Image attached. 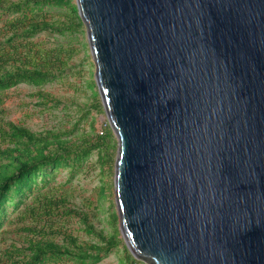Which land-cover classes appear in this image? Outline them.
Wrapping results in <instances>:
<instances>
[{"label":"water","instance_id":"95a60500","mask_svg":"<svg viewBox=\"0 0 264 264\" xmlns=\"http://www.w3.org/2000/svg\"><path fill=\"white\" fill-rule=\"evenodd\" d=\"M148 264H264V0H75Z\"/></svg>","mask_w":264,"mask_h":264},{"label":"trees","instance_id":"16d2710c","mask_svg":"<svg viewBox=\"0 0 264 264\" xmlns=\"http://www.w3.org/2000/svg\"><path fill=\"white\" fill-rule=\"evenodd\" d=\"M54 8L69 9L78 26L83 25L71 0H0V242L12 241L1 251L0 264H97L120 245L122 264H140L117 230L109 234L95 225L97 209L91 203L84 208L75 205L74 193L57 183L61 170H69L67 183L73 182L95 151L102 163L113 164V156L105 153L112 131L93 136L81 129L90 110L81 112L70 128L42 131L6 119L5 92L19 85L38 88L41 105L52 103L66 110L62 99L41 90L66 76L73 54L41 39L43 34L62 36L77 28L54 19ZM96 97L100 98L98 92ZM101 107L102 103L93 106ZM101 192L105 196L106 189Z\"/></svg>","mask_w":264,"mask_h":264},{"label":"rangeland","instance_id":"374dc122","mask_svg":"<svg viewBox=\"0 0 264 264\" xmlns=\"http://www.w3.org/2000/svg\"><path fill=\"white\" fill-rule=\"evenodd\" d=\"M71 3L76 5L75 0H71ZM51 12L54 13V19L56 18L60 22L72 23L74 26L78 23L69 9L54 8ZM41 39L47 42L49 46L63 45L67 51L73 53L68 60L66 76L62 80L41 89L62 99L66 110L64 111L62 106L56 108L52 103L41 105L40 99L36 96L39 91L38 88L19 85L5 92L3 109L5 110L6 119L33 131H42L62 126L70 128L77 120L81 119V112L90 110L89 116L82 121L81 129L93 136L100 135L101 131L106 133L111 130L104 109L102 107V110L93 108L94 105L101 103V100L99 97L95 98V93L98 92L94 79L95 65L90 52L85 26H78L77 24V28L73 32H67L62 36L43 34ZM112 146L113 148L110 150L109 147ZM117 148V139L113 134V139L109 141L108 147L105 148V153L113 156V164L107 163L105 165L102 163L98 158L99 152L95 151L84 169L75 176L73 182L67 183L69 170H61L57 183L64 185L65 191L74 193L72 202L75 205L84 208L89 206L88 203H91L93 208L97 209L94 210L95 225L109 234H114L117 230L119 238L125 244L120 232V220L114 193V165ZM102 188L106 189L105 196H101ZM114 215L117 216V222L114 221L115 224L113 223ZM73 226L75 229L78 228L77 223H73ZM9 228L13 230L15 227ZM80 235L83 240H89V237L83 233H80ZM11 243L12 241L7 239V245ZM7 245L0 242V253L8 247ZM123 256V247L120 245L97 264H122L121 259ZM139 262L140 264H148L143 261Z\"/></svg>","mask_w":264,"mask_h":264},{"label":"built area","instance_id":"2783aa9c","mask_svg":"<svg viewBox=\"0 0 264 264\" xmlns=\"http://www.w3.org/2000/svg\"><path fill=\"white\" fill-rule=\"evenodd\" d=\"M100 135H103V132L102 131L100 132Z\"/></svg>","mask_w":264,"mask_h":264}]
</instances>
